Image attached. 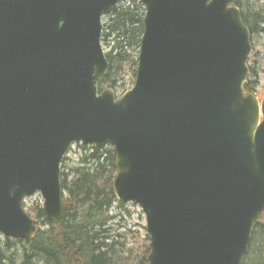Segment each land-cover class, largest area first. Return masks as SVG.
I'll return each mask as SVG.
<instances>
[{
	"label": "water",
	"instance_id": "water-1",
	"mask_svg": "<svg viewBox=\"0 0 264 264\" xmlns=\"http://www.w3.org/2000/svg\"><path fill=\"white\" fill-rule=\"evenodd\" d=\"M238 0H139L134 87L100 91L104 15L130 0H0V234L31 240L40 193L62 216V163L116 153L115 197L142 208L149 264H243L264 217V94L244 88L252 34Z\"/></svg>",
	"mask_w": 264,
	"mask_h": 264
},
{
	"label": "trees",
	"instance_id": "trees-1",
	"mask_svg": "<svg viewBox=\"0 0 264 264\" xmlns=\"http://www.w3.org/2000/svg\"><path fill=\"white\" fill-rule=\"evenodd\" d=\"M242 21L249 28L252 38L264 35V6L261 0H238ZM104 41L108 42L107 54L110 69L101 81V88H112L116 93L125 91L126 82L133 83L137 73L138 55L143 39L144 7L137 0L122 4L108 11ZM251 63V61H250ZM251 66L250 80L246 91L255 92L258 83ZM133 85V84H132ZM86 148V147H83ZM116 154L112 147H93L90 156L81 160V167L69 169L64 164L62 171L63 214L58 222H48L42 207L28 209L39 225L32 240H17L26 243L29 249L21 262H16L8 252L16 242L0 235V264H36L41 257L45 264H149V238L131 229L125 233L111 234L107 226L114 218L109 215L118 202L113 191L116 176ZM122 206V204H120ZM41 225L47 227L41 230ZM250 251L244 264H264V222L253 229Z\"/></svg>",
	"mask_w": 264,
	"mask_h": 264
},
{
	"label": "rangeland",
	"instance_id": "rangeland-1",
	"mask_svg": "<svg viewBox=\"0 0 264 264\" xmlns=\"http://www.w3.org/2000/svg\"><path fill=\"white\" fill-rule=\"evenodd\" d=\"M261 5L264 6V0H261ZM109 19V16L105 17L104 23L106 25L108 24ZM252 44L254 50L251 57L250 66H255L256 73L251 79L258 83L255 94L257 95V97H259V99H261L264 94V35L262 34L252 38ZM103 47L104 50H106V54H108L110 51V47H108V42L104 41ZM131 82L132 81L130 79L126 82L125 91H128L133 87L134 82ZM122 92H124V90L119 88L118 92L115 93L121 96ZM90 151L91 150H88L85 153L84 150H79V148L75 147L69 156V160L66 163V171H69V169H78L79 167H81L82 158H84L85 156H90ZM120 204L121 202L118 200V202L113 205L111 211L109 212V215L114 217L107 226L108 228H110L109 230L111 231V234L115 236L119 232L125 233L128 232L129 229H131L133 231L139 232L142 236H145L146 218L141 207L134 206L130 203H128L127 205L122 204V206ZM43 205L44 200L42 199L41 194L38 193L32 198L26 199L25 208L27 210L30 208H35L37 206L43 208ZM41 226V230H47L46 226ZM11 241L16 242V244L15 247L8 252V255H12L15 258V261L19 263L22 261L23 254L26 252V249H29V246L26 243H18L17 240ZM2 244H5L4 237H2ZM36 264H45V262L41 257H37Z\"/></svg>",
	"mask_w": 264,
	"mask_h": 264
}]
</instances>
